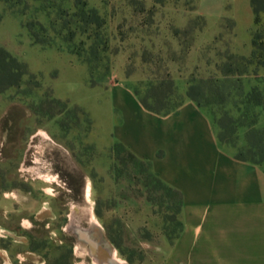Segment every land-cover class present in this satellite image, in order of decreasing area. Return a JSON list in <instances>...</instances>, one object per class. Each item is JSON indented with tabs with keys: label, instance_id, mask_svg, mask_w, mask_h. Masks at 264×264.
Wrapping results in <instances>:
<instances>
[{
	"label": "rangeland",
	"instance_id": "obj_1",
	"mask_svg": "<svg viewBox=\"0 0 264 264\" xmlns=\"http://www.w3.org/2000/svg\"><path fill=\"white\" fill-rule=\"evenodd\" d=\"M234 1L199 0L208 36L219 11L221 16L215 30L221 42L206 44L198 35H186L189 20L197 16L191 12L195 0H0V47L25 66L0 59V189L38 192L39 187H51L53 196L44 195L42 202L61 216L58 224L90 229L93 241L100 244L93 255L71 234L60 257L51 258L50 264L164 260L180 232L178 197L154 182L146 164L141 167L114 148L121 144L132 154L141 152L150 168L163 155L166 124L143 111L135 90L147 93L146 86L160 81L168 68L180 98L193 78L214 75L219 52L227 51L225 46L232 50L229 23L223 20H233ZM84 8L97 11L105 21L99 40L107 43V52H99L93 76L62 41L77 32L71 48L86 55L94 30H77V15ZM244 14L240 7L242 43L247 37ZM261 20L264 36V16ZM30 24L49 30L45 34L35 27L41 41L53 40L52 47L32 41ZM174 29L182 34L176 37ZM190 44L194 49L186 56ZM242 82L245 92L256 84L252 76L242 77ZM226 109L235 117L246 113H237L231 105ZM212 110L219 115L223 109ZM259 121L263 128L264 112ZM239 137L244 138L243 129ZM37 160L49 166L48 179L56 183L32 180L42 175L34 167ZM160 171L165 174V168Z\"/></svg>",
	"mask_w": 264,
	"mask_h": 264
},
{
	"label": "crops",
	"instance_id": "obj_2",
	"mask_svg": "<svg viewBox=\"0 0 264 264\" xmlns=\"http://www.w3.org/2000/svg\"><path fill=\"white\" fill-rule=\"evenodd\" d=\"M240 7L245 13L244 43ZM201 8L199 3L197 13L204 17ZM232 11V52L250 57L255 22L250 0H235ZM219 13L214 32L208 36L205 28L199 34L202 43L209 44L216 38ZM154 116L166 124L162 132L165 151L151 163V172L182 194L180 233L161 264H264V163L238 161L237 148L219 141L212 114L190 100L168 116ZM245 133L240 146L245 145ZM132 152L147 161L141 152ZM35 163L42 175L32 180L54 183L48 179L49 166ZM39 190L0 189V264H50V260L60 257L71 234L79 244H87L93 255L98 254L100 244L93 241L92 230L71 229L69 222L58 224L61 216L42 202L44 195L53 196V189Z\"/></svg>",
	"mask_w": 264,
	"mask_h": 264
},
{
	"label": "trees",
	"instance_id": "obj_3",
	"mask_svg": "<svg viewBox=\"0 0 264 264\" xmlns=\"http://www.w3.org/2000/svg\"><path fill=\"white\" fill-rule=\"evenodd\" d=\"M197 5L191 10L197 13L199 0H195ZM7 3V1H6ZM251 8L255 15L254 29L252 31V53L250 57H238L227 46V51L219 52L218 57L220 61L215 64L214 75L207 78H193L184 96L177 98V89L174 80L171 76L170 70L167 68L160 77V81L151 82L146 86L147 93H143L141 89L136 88L135 93L140 100L141 106L147 112L158 115L168 116L179 110L184 104L185 100L194 102L198 107L207 109L213 116L214 122L219 129L218 139L222 144L230 145L237 148L236 159L240 162H249L254 164L264 163V127L259 128L260 112L259 109L264 110V36L260 28L264 16V0H250ZM80 20L78 31L87 34L90 29H93L92 35L88 39L92 40V44L85 51L86 55L81 52L73 50L72 45L75 40L77 32L71 36V39H63V43L69 45L68 51L70 55L76 56L83 64L89 67L90 73L93 76L95 73L94 65L101 61L100 53L107 52V43L99 40L101 30L105 26V21L95 10H82L77 15ZM228 21L230 36L233 38L234 21L230 18H225L223 23ZM205 17L197 13L196 18L189 20L186 35L194 34L196 36L206 28ZM35 27H40L45 34H49V30L44 28L41 24H30L27 26L28 32L32 41L41 47H52L53 40L47 38L41 41L38 34L35 32ZM221 29H224L221 26ZM182 32L179 29H174V35L178 37ZM194 39V40H195ZM214 42H221V38H215ZM82 47L86 46V42L81 43ZM194 49L193 45L186 47L185 55ZM212 51L211 48L205 50ZM203 52V51H202ZM189 53V54H190ZM199 55H201L199 53ZM0 59L4 63L13 64L16 66H23L16 58L9 54L4 48L0 47ZM212 65V64H211ZM208 66H210L208 64ZM199 68H197L198 71ZM107 76V74H106ZM253 77L254 86L245 92V86L242 82V77ZM174 99L176 101L174 102ZM228 105L237 112L241 113L246 109V113L235 117L226 108ZM214 107L222 108L219 115H215L212 110ZM257 111V112H256ZM250 115L251 118H250ZM245 130V145L240 146L239 131ZM121 150L128 155L134 162L139 165L148 166L146 163L138 159L134 154L127 150L123 145L117 144L114 148V153ZM119 160V159H118ZM154 182L159 184L164 190L174 193L179 200V212L182 206V194L162 182L153 173ZM179 214V213H178ZM180 233V232H179Z\"/></svg>",
	"mask_w": 264,
	"mask_h": 264
},
{
	"label": "bare ground",
	"instance_id": "obj_4",
	"mask_svg": "<svg viewBox=\"0 0 264 264\" xmlns=\"http://www.w3.org/2000/svg\"><path fill=\"white\" fill-rule=\"evenodd\" d=\"M88 191H89V188H87V195L86 196H88ZM88 198V197H87ZM91 208V207H90ZM91 220H93V221H96L95 220V217L94 216H92V218H91ZM81 227V226H80ZM75 231V230H74ZM87 235V234H86ZM81 236V235H80ZM86 237V236H85ZM83 238V237H82ZM85 239V238H84ZM89 241V240H88ZM92 246H93V250L95 249V245L94 244H92ZM91 251V250H90ZM117 253V252H116ZM113 257V256H112ZM112 261V260H111ZM119 263V262H118Z\"/></svg>",
	"mask_w": 264,
	"mask_h": 264
},
{
	"label": "flooded vegetation",
	"instance_id": "obj_5",
	"mask_svg": "<svg viewBox=\"0 0 264 264\" xmlns=\"http://www.w3.org/2000/svg\"><path fill=\"white\" fill-rule=\"evenodd\" d=\"M43 136H44V138L46 139V140H50L51 141V139L47 136V135H45V134H43ZM53 142V141H52ZM38 162H39V160H37ZM88 195H89V191H88Z\"/></svg>",
	"mask_w": 264,
	"mask_h": 264
},
{
	"label": "water",
	"instance_id": "obj_6",
	"mask_svg": "<svg viewBox=\"0 0 264 264\" xmlns=\"http://www.w3.org/2000/svg\"><path fill=\"white\" fill-rule=\"evenodd\" d=\"M111 264H115V263H113V261H111Z\"/></svg>",
	"mask_w": 264,
	"mask_h": 264
}]
</instances>
